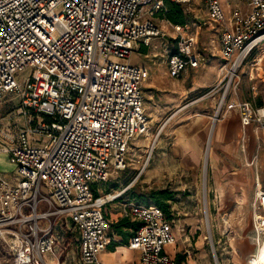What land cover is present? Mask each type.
<instances>
[{
    "label": "built area",
    "instance_id": "obj_1",
    "mask_svg": "<svg viewBox=\"0 0 264 264\" xmlns=\"http://www.w3.org/2000/svg\"><path fill=\"white\" fill-rule=\"evenodd\" d=\"M199 1L219 25L221 65L217 83L189 104L217 94L215 120L235 110L242 128L253 125L258 133L264 104L234 94L247 57L264 47V0H240L227 14L222 0ZM164 3L0 0V104L18 98L15 114L0 117V155L12 166L0 169V245L10 264H51L46 256L65 235L77 237L81 264H103L100 255L112 242L104 207L116 196L94 189L125 168L132 143L148 134L143 84L149 72L130 56L136 43L163 36L152 16L166 11ZM170 24L168 75L205 66L197 35L186 24ZM248 164L255 166L256 156ZM120 215L139 222L127 247L138 251L141 264H176L165 252L176 241L174 218L133 201ZM251 215L257 249L247 261L255 264L264 245L258 181Z\"/></svg>",
    "mask_w": 264,
    "mask_h": 264
},
{
    "label": "rangeland",
    "instance_id": "obj_2",
    "mask_svg": "<svg viewBox=\"0 0 264 264\" xmlns=\"http://www.w3.org/2000/svg\"><path fill=\"white\" fill-rule=\"evenodd\" d=\"M222 1L226 14L237 3L242 5L240 0ZM181 6L188 14L186 32L197 35L196 51L209 59L194 75L199 79L203 76L208 82H203L192 93L184 94L182 76L176 79L167 74V45L174 31L171 22L162 14H154L152 20L163 36L154 37L147 46L136 43L130 56L132 62L146 67L149 72L143 84L144 109L150 121L148 134L132 143L125 168L112 170L108 180L98 183L95 190L97 196H116L104 207L105 214L114 218L128 202L140 203L135 198L144 192L152 189L174 191L171 215L178 254L183 255L181 264H248L249 256L257 249L251 240L249 205H219L213 189L210 155L214 125L223 115L214 121L209 146L207 136L212 129L218 95L206 97L184 109L188 100L207 92L219 79V25L209 20L205 6L199 0ZM239 76L241 81L234 97L264 103V47H258L247 57ZM17 103L15 95L7 96L0 104V117L11 112L15 114ZM192 114L204 115L207 122L199 165L193 172L184 170V123ZM0 169L12 170L1 155ZM233 209H236V215L230 217ZM112 233L110 226L109 235ZM62 238L67 239L66 236ZM166 250L172 253L170 249ZM0 264H10L9 255L1 245Z\"/></svg>",
    "mask_w": 264,
    "mask_h": 264
},
{
    "label": "crops",
    "instance_id": "obj_3",
    "mask_svg": "<svg viewBox=\"0 0 264 264\" xmlns=\"http://www.w3.org/2000/svg\"><path fill=\"white\" fill-rule=\"evenodd\" d=\"M259 62L260 60L255 65H259ZM200 68H187L178 77L179 79L182 76L184 80V94L192 93L203 82H208L203 76L199 79V76L194 75ZM194 99L192 97L188 100L184 109L193 105L194 103L189 104V102ZM198 102L200 101L195 103ZM206 123V117L201 114L190 115L188 121L184 123V170L193 172L199 165ZM210 156L213 189L216 192L217 203L219 205H249L251 221V202L256 181L264 190V130L255 133L253 125L242 128L238 112L232 110L214 125L213 150ZM254 156H256L255 166L248 164ZM235 211L236 209L230 211V217L236 215ZM106 217L110 226L121 219L120 213L116 214L115 218L110 214ZM251 231L253 234V228ZM124 232L127 235H119L115 232L111 234L112 242L100 255L103 264H141L138 251L128 248L127 242H122L123 239L128 241L133 231L124 229ZM252 237L253 235L251 240L255 244ZM76 239L75 236H68L66 240L62 238L58 241L55 252L48 254L46 258L51 264L57 263V257H59V264H81ZM166 248L172 253L167 252ZM165 252L176 262V254L179 253L176 241L166 246Z\"/></svg>",
    "mask_w": 264,
    "mask_h": 264
},
{
    "label": "trees",
    "instance_id": "obj_4",
    "mask_svg": "<svg viewBox=\"0 0 264 264\" xmlns=\"http://www.w3.org/2000/svg\"><path fill=\"white\" fill-rule=\"evenodd\" d=\"M166 11L162 13L163 17L173 24L184 25L187 21L188 14L184 12L182 6L178 3L165 0ZM258 104H262L258 102ZM95 195H97L96 190L94 189ZM176 192L169 189H158V190H149L140 194L136 201L143 204H154L158 206L166 214L168 218H172L171 215V201L174 200ZM139 222L131 221L128 218H121L117 222L111 224V229L118 233L119 235H127L124 232V229H131L133 232L137 229ZM123 243L128 242L127 239H123ZM183 260V255L178 254L176 256V264H180Z\"/></svg>",
    "mask_w": 264,
    "mask_h": 264
},
{
    "label": "bare ground",
    "instance_id": "obj_5",
    "mask_svg": "<svg viewBox=\"0 0 264 264\" xmlns=\"http://www.w3.org/2000/svg\"><path fill=\"white\" fill-rule=\"evenodd\" d=\"M259 60L261 61L262 58H261V59H258V61H259ZM213 125H214V122L211 123V127H212V129H210L209 134H208V136H207L208 146L210 145L211 140H212ZM255 264H264V245H263V247L261 248V250H260V252H259V255H258V257H257V262H255Z\"/></svg>",
    "mask_w": 264,
    "mask_h": 264
},
{
    "label": "water",
    "instance_id": "obj_6",
    "mask_svg": "<svg viewBox=\"0 0 264 264\" xmlns=\"http://www.w3.org/2000/svg\"><path fill=\"white\" fill-rule=\"evenodd\" d=\"M215 121V117H213L212 123Z\"/></svg>",
    "mask_w": 264,
    "mask_h": 264
}]
</instances>
